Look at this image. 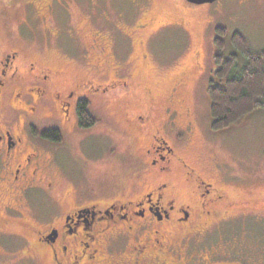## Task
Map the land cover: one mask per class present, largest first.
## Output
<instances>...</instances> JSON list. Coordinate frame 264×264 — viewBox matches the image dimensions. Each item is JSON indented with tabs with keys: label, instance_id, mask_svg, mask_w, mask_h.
<instances>
[{
	"label": "rangeland",
	"instance_id": "rangeland-1",
	"mask_svg": "<svg viewBox=\"0 0 264 264\" xmlns=\"http://www.w3.org/2000/svg\"><path fill=\"white\" fill-rule=\"evenodd\" d=\"M44 1L0 0L3 43L25 46L31 57L74 78L120 77L132 83L129 87L133 93L152 90L163 98L162 113L167 106L176 107L177 126L191 124L192 128L184 142L190 164L215 187L228 191L231 199L240 203L253 201L246 203V208H232L221 223L220 233L209 235L213 240L207 247L213 246L215 254L207 252L209 261L264 264V208L253 209L264 205V108L241 123L216 131L212 129L207 89L216 68L214 44L218 28L226 29L228 48L231 33L239 31L254 48L264 49V0H217L205 5L179 0L178 5L186 10H178L184 13L173 10L168 0H65L67 9L43 12L38 25L33 15H28L34 8L29 3L40 5ZM16 8L15 19L25 24L11 16ZM155 10V34L133 31L131 38L129 29L134 30L144 14ZM184 20L185 27L179 25ZM70 30L75 40L69 37ZM108 32L115 41L120 40L119 45L108 38ZM53 34L59 35L50 39ZM140 38L144 44L139 43ZM199 51L202 68L193 69V76L188 74L189 90L184 92L187 96L184 103L176 106L168 99L169 94L178 82L185 81L184 74L191 72ZM239 64H244L243 58ZM126 111L121 100L93 104L91 112L98 122L95 128L65 133L62 162L67 180L60 187L63 200L73 198L78 187L84 192L91 189L95 197L134 195L130 191L145 177L138 173L144 137L124 120ZM174 133L168 127L166 138L172 140ZM3 197L8 200L10 195L4 193ZM29 241L32 235H1L0 264H47Z\"/></svg>",
	"mask_w": 264,
	"mask_h": 264
},
{
	"label": "flooded vegetation",
	"instance_id": "flooded-vegetation-1",
	"mask_svg": "<svg viewBox=\"0 0 264 264\" xmlns=\"http://www.w3.org/2000/svg\"><path fill=\"white\" fill-rule=\"evenodd\" d=\"M168 1L173 10H186L179 6L181 1ZM29 5L34 8L28 15L38 25L43 12L67 9L65 0ZM18 9L11 16L25 24L15 19ZM156 12L144 14L128 35L133 31L155 34ZM185 24V20L179 23ZM68 35L75 40L71 30ZM108 38L120 44L110 32ZM139 43L145 41L140 38ZM199 52L191 72L184 74L185 81L169 94L176 106L185 101L193 69L202 68ZM131 84L120 77L74 78L31 57L25 46L10 47L0 37V236L32 235L30 245L47 264L228 263L209 261L207 252L215 255L213 246L207 247L213 240L209 235L220 233L232 208H246L253 201L233 200L228 191L204 179L186 158L185 134L191 124L177 126L176 107H165L163 115V98L152 90L133 93ZM109 99L121 100L124 111L128 110L124 120L144 137L138 173L145 177L130 191L132 196L95 197L91 189L84 192L78 187L73 198L63 200L65 133L94 129L98 122L82 125L81 109L88 105L94 116L91 106L108 105ZM168 127L175 132L172 140L166 138ZM4 193L10 195L8 200ZM260 208L262 203L253 209Z\"/></svg>",
	"mask_w": 264,
	"mask_h": 264
},
{
	"label": "trees",
	"instance_id": "trees-1",
	"mask_svg": "<svg viewBox=\"0 0 264 264\" xmlns=\"http://www.w3.org/2000/svg\"><path fill=\"white\" fill-rule=\"evenodd\" d=\"M225 31L218 28L214 44L216 68L207 87L212 129L216 131L241 123L253 112L264 108V49L254 48L242 33L236 31L231 33L229 51ZM241 58L243 66L239 64ZM81 115L83 126L97 122L88 105L83 106ZM49 137L55 139L53 135Z\"/></svg>",
	"mask_w": 264,
	"mask_h": 264
},
{
	"label": "water",
	"instance_id": "water-1",
	"mask_svg": "<svg viewBox=\"0 0 264 264\" xmlns=\"http://www.w3.org/2000/svg\"><path fill=\"white\" fill-rule=\"evenodd\" d=\"M191 3H194V4H205V3H213L217 0H187ZM226 264H230V263H226Z\"/></svg>",
	"mask_w": 264,
	"mask_h": 264
}]
</instances>
